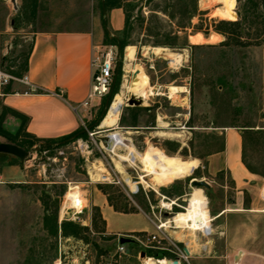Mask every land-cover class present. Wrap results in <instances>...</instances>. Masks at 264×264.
<instances>
[{
  "label": "rangeland",
  "instance_id": "1",
  "mask_svg": "<svg viewBox=\"0 0 264 264\" xmlns=\"http://www.w3.org/2000/svg\"><path fill=\"white\" fill-rule=\"evenodd\" d=\"M100 2L16 0L14 5L11 0H0V56L9 45L5 61L17 70L30 48L33 32L50 28L80 29L90 23L92 10H98ZM130 2L134 7L129 10L127 46H134L135 61L126 64L127 46L121 53L119 46L104 44L101 53L112 46L115 66L121 62L118 93L124 81L131 79V69L138 65L144 71L141 88L148 95L146 102L139 106L124 104L113 127L102 124L107 112L103 110L99 116L98 111L91 121H85L88 141L79 139L44 151H35V147L28 150L32 158L21 169L25 175L16 177L10 173L0 183V264H48L55 247L58 256L52 264H149L156 256H147L146 252L157 251L146 246L150 233L114 234L106 230L100 219L94 220L95 208H99L102 216L108 205L113 207L111 204L119 210L136 208L142 213H151V204L165 223L189 206V196L196 187L192 185L193 179L204 180L210 185V188H200L208 199L206 211L212 217L208 225H212L211 228L191 231L177 229L172 223V228L167 229L180 246L189 248V244L191 264H264V197L261 192L264 180L245 185L249 191L245 195L247 201L255 204L253 209L245 210L231 202L235 200L236 191L230 174L225 170L215 174L210 165L212 155L224 144V129L247 125L264 127V27L256 23L259 22L256 18L259 0H236L234 9H220L222 4L217 0H198L201 14L192 19V24L201 26L208 36L190 28L189 42L196 45L193 49L154 43L156 38L177 32L176 20L170 19L168 14L178 7V0ZM259 10L264 12V5H259ZM242 17L253 22L251 26L247 23L243 26L240 39L243 43L236 39L223 43L225 37L214 32L213 20L234 22ZM136 113L137 121L134 122ZM93 122H98L94 129L90 127ZM4 127L16 132L13 116L6 117ZM111 133H120L130 139L126 142L132 143L140 152L151 148L163 155L197 158L199 166L191 175L159 186L157 190L150 184L141 183L147 195L141 185L140 191L133 194L131 191H136V181H140L143 173L142 166L138 161L137 166L121 162L126 176L134 182L130 187L116 168L120 159L102 142ZM254 138L247 142L246 160L263 170L264 146L260 144V136ZM167 141L176 142L178 149L166 150ZM0 142L9 141L0 136ZM116 152L125 154L126 150L120 147ZM8 162L0 159V167L8 168ZM100 164L112 177L117 174L123 185L91 178L90 170ZM146 179L150 183V177ZM70 187L75 188L67 194ZM181 192L184 194L177 196ZM44 193L51 198L61 194L59 219L66 194L69 199L74 193L81 194L86 209L74 222L89 227L85 240L49 235L43 226ZM100 199H106L104 205L100 204ZM172 200L176 204L168 211L163 203ZM222 209L229 210L219 218L211 213ZM121 236L136 242L122 245L119 242ZM120 246L124 247L123 252L119 250ZM239 251L244 252L239 256Z\"/></svg>",
  "mask_w": 264,
  "mask_h": 264
},
{
  "label": "crops",
  "instance_id": "2",
  "mask_svg": "<svg viewBox=\"0 0 264 264\" xmlns=\"http://www.w3.org/2000/svg\"><path fill=\"white\" fill-rule=\"evenodd\" d=\"M92 11L90 23L80 29L50 28L33 32L32 43L26 54L27 69L24 73L29 75L30 80L41 91L31 94H9L0 99V107H9L28 117L26 131L38 138H58L71 134L83 126L85 121H91L100 109L103 97L93 99L88 107L80 104L88 95L92 74L97 69L99 59L103 57L101 50L106 31L112 37L118 36L125 27L126 15L121 7H109L104 12L103 1L100 2L98 10L93 8ZM9 49L8 45L2 50L1 61L5 60ZM17 89L24 91L25 87L19 86ZM14 122L18 128L20 120L14 117ZM224 130V148L212 155L210 165L215 174L223 170L230 174L236 191L232 204L251 210L255 204L249 202L248 206L245 205V195L249 192L245 185L264 180V177L251 173L242 161L243 128ZM23 167L20 161L9 165L8 168L0 167V183L10 173L16 177H23L25 175L21 172ZM17 169H20V172ZM261 192L264 197V185ZM105 202L106 199L105 201L100 199L101 205ZM228 210L222 209L215 215L216 218ZM103 215L106 230L114 234L142 231L153 233L155 228L142 211L125 213L116 211L108 205ZM177 226L183 229L179 224ZM243 252L239 251V256Z\"/></svg>",
  "mask_w": 264,
  "mask_h": 264
},
{
  "label": "trees",
  "instance_id": "3",
  "mask_svg": "<svg viewBox=\"0 0 264 264\" xmlns=\"http://www.w3.org/2000/svg\"><path fill=\"white\" fill-rule=\"evenodd\" d=\"M105 4V8L108 9L109 7H121L124 9L125 15H126V24L124 29L118 34V36L112 37L109 35V32L106 31V36L104 40L105 45H115L120 46L121 53L123 52V49L128 45L127 36L129 34V10H131L134 5L131 4V0H101ZM259 5H264V0H259V3H257L256 9L258 11L256 12V18L259 20V22H256L258 26L264 27V12L259 10ZM227 11V10H226ZM225 12V11H224ZM201 13L199 12L198 8V0H178V7L176 6V9L168 14L170 19L176 20V26H177V32L175 34H165L162 36V39L156 38L155 45H162L170 48H195L196 45L190 44L189 42V33L188 30L190 28H193L195 32H201L205 36H208L207 31H203L200 29L201 26L199 25H193L192 19L196 16H199ZM104 15V23H106L105 19V13ZM228 19L229 18H224ZM247 23L249 26H251V21L247 17H242L239 20H236L234 22H227V21H219L213 20V29L214 32L223 35L225 37V40L223 43H227L231 41L232 39H236L238 43L240 42L242 38V30L244 24ZM259 31V28H258ZM149 33L152 34L153 32L149 28ZM122 34V36H119ZM153 35V34H152ZM156 35V34H155ZM158 35V34H157ZM27 69V58L24 56L23 62L18 66V69L15 71L17 74H22ZM121 76H122V65L119 68V72L117 75L116 84L114 86L113 93L110 97L109 104L113 100L114 96L119 91V85L121 82ZM107 96H104L102 99V103L99 109V116H102L103 110L107 109L108 106H106V99ZM137 109L133 108L135 111ZM8 115H12L20 120V124L16 130V132H11L8 129L4 127L5 119ZM100 118V117H99ZM98 121V120H97ZM137 121V113L134 117V122ZM28 122V117L16 110H13L6 106L0 107V136L4 137L6 140H8L11 143H14L26 150H30L33 147L40 146L39 151L49 150L55 146H61L66 143L76 141L79 139H82L84 141L89 140L88 138V132L86 131L84 126H81L76 131H74L71 134L58 137V138H38L26 131V125ZM98 125V122H93V124L90 125L91 128H95ZM260 136L262 141L260 144L264 146V128L263 127H256V126H244L241 136H242V161L246 168L251 172L258 175H261L264 177V168L263 170H258L254 166H252L247 160L245 155V149L247 142L254 141V136ZM179 145L176 142L167 141L165 143V148L168 151H175L177 150ZM224 144L222 148L219 150H223ZM8 156L0 157V159H8ZM19 162V159L12 158L9 160L8 164L13 165ZM233 186L234 183L232 182ZM101 190H103L102 186L99 187ZM163 190V188H161ZM208 192V196L211 198V194L209 190H206ZM64 193V192H63ZM62 193V194H63ZM45 194V193H44ZM106 194V193H105ZM184 193L181 192L177 196H182ZM61 194H54V198H51L47 196L46 194L43 196L42 203L45 207V213L43 217V226L44 229L49 233V235L53 238H58L59 235H61L64 238H77V239H86L85 232L89 231V227L82 226L81 224L71 221V220H63L62 222H59V196ZM247 195V194H246ZM249 201H245V205L248 206ZM116 211L120 212H134L137 211L136 208H132L130 210L124 209L119 210L116 208L113 204H111ZM96 214L94 220L97 221V219H100V221L103 223V225H106V221L102 216V213L100 212L99 208L96 207ZM211 213L215 216L219 213L217 210H212ZM102 232V231H101ZM147 256H157L159 253L158 251L149 250L146 252ZM102 254V253H101ZM166 255V254H164ZM57 249L54 248V254L50 258V262L48 264H52L54 260L57 259Z\"/></svg>",
  "mask_w": 264,
  "mask_h": 264
},
{
  "label": "bare ground",
  "instance_id": "4",
  "mask_svg": "<svg viewBox=\"0 0 264 264\" xmlns=\"http://www.w3.org/2000/svg\"><path fill=\"white\" fill-rule=\"evenodd\" d=\"M219 4H222L220 9H234L236 0H217ZM219 38V37H218ZM159 50V49H158ZM162 50V49H161ZM135 48L132 45L126 48V60L129 64L135 61ZM132 70V76L130 80H125L122 86V90L116 94L111 104V107L106 114L102 124L104 126L113 127L116 126L118 118L122 107L127 104L130 97L134 96L142 100L143 103L146 102L147 93L142 90V84L145 78L144 71L136 65ZM138 72L136 77V82H133V74ZM110 140V147L107 149L114 153L117 158L120 159L116 163V168L118 171L124 175V181L131 187L134 182L131 181L128 176H126L125 169L121 162H129L133 166H137V161L141 164V171L143 172L140 176V183H145L146 185H151L155 190L159 186H163L174 182L177 179L185 178L191 175L195 169L199 166V159L197 158H182L178 155H163L151 148L146 149L145 152L138 151L132 143H127L130 140L120 133H111L107 135ZM124 147L126 150L125 154H118L116 152L117 148ZM117 160V159H116ZM93 165V164H92ZM103 165H95L93 169L90 170L91 178H96L98 180L107 178L106 168ZM147 177H150V183L147 181ZM95 180V179H94ZM72 191L69 190V192ZM78 193H74L71 199H74ZM189 206L185 208V211L174 215L170 220L162 224V227H170L171 224L175 223V227L178 228L176 224H179L183 229H188L191 231H201L207 228L212 220V217L208 215L206 211V206L208 205V199L204 194V191L200 187H195L189 196ZM175 204V201L163 203L164 207H170ZM195 233V232H194ZM193 238V237H191ZM189 242V241H188ZM189 246V245H188ZM190 250V249H189ZM191 251V250H190ZM192 253V252H191ZM159 262L155 259H151L149 264H158ZM159 264H168L167 260H161ZM169 264H173L172 262Z\"/></svg>",
  "mask_w": 264,
  "mask_h": 264
},
{
  "label": "built area",
  "instance_id": "5",
  "mask_svg": "<svg viewBox=\"0 0 264 264\" xmlns=\"http://www.w3.org/2000/svg\"><path fill=\"white\" fill-rule=\"evenodd\" d=\"M115 61V52L113 47L110 46L109 49L103 53V57L99 59L97 69L92 74L91 88L86 99L80 104L81 106L88 107L93 99L102 98L109 93L113 81ZM15 71L16 68L14 66L7 64L5 60L0 61V99L6 97L9 94H31L41 91L40 88L30 80V77L27 73L17 74ZM19 86H24L25 90L19 91L17 89ZM83 126L85 125L83 124ZM82 143L87 144V142ZM106 175L107 178L101 179V181L113 182L123 185V181L117 174H115V177H112V175L107 172ZM136 185V191H131L133 194L140 191L141 185L147 195L146 188L140 183V181H136ZM75 187H70L69 190ZM66 202H68V204H66ZM173 205L174 204L168 208V211L172 210ZM150 207L151 213L144 212V214L153 223L156 231L150 233L147 236L145 241L146 246L166 254L162 259L155 258V260H157L159 263L161 260H170L173 264H191L190 258L192 253L189 248L180 246L178 240L172 238V236L167 232L169 227H162L163 222L156 214L155 207L151 204ZM85 209L86 205L84 204L83 197L80 193H78L74 199L67 198L66 194L65 200L60 210L61 214L59 221L62 219L76 221L79 219V215H81ZM119 250L123 252L124 247L120 246ZM174 261H176V263H174Z\"/></svg>",
  "mask_w": 264,
  "mask_h": 264
},
{
  "label": "water",
  "instance_id": "6",
  "mask_svg": "<svg viewBox=\"0 0 264 264\" xmlns=\"http://www.w3.org/2000/svg\"><path fill=\"white\" fill-rule=\"evenodd\" d=\"M11 1L14 5H16V0H11ZM103 11L106 12L104 2H103ZM119 50H120V46H119ZM120 66H121V62L118 61L116 66H115V69H114L112 86L110 88V91H109L107 99H106V106H108V108L105 109V112H107V113H108V111L111 107V104L113 102V101H111V103L109 104L110 97L113 93L114 86L116 84L117 75H118ZM137 75H138V72H134V74H133V82L134 83L137 81L136 80ZM141 104H142V100L139 98H136L134 96L130 97L127 101L128 106H139ZM240 132H241V129H240ZM102 142L104 143V145L107 149L110 147V140H109L108 136L106 138H103ZM34 149H35V151H38L40 149V146H36ZM5 156H8L9 158H17V159H19V161L22 165H25V162L32 158V153L30 151L14 144V143L0 142V157H5ZM192 185H194L196 187L210 188V185L207 182H205L204 180L193 179ZM119 242H120V244L125 245V244L135 243L136 241L132 238L121 236V237H119ZM142 255L145 256V253L142 252ZM163 257H164L163 252H159L156 256L157 259H162ZM167 263L169 264V263H171V261L167 260ZM174 263H176V261H174Z\"/></svg>",
  "mask_w": 264,
  "mask_h": 264
}]
</instances>
